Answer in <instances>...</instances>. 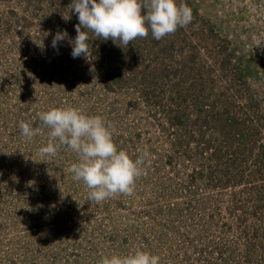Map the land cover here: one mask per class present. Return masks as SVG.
<instances>
[{
	"label": "rangeland",
	"instance_id": "obj_1",
	"mask_svg": "<svg viewBox=\"0 0 264 264\" xmlns=\"http://www.w3.org/2000/svg\"><path fill=\"white\" fill-rule=\"evenodd\" d=\"M182 2L192 21L160 40L123 49L90 33L88 62L67 39L52 47L58 30L77 35L72 0H0V264L137 249L159 264H264V0ZM69 107L111 124L133 158L147 149L133 195L88 201L66 146L40 161L39 115Z\"/></svg>",
	"mask_w": 264,
	"mask_h": 264
},
{
	"label": "clouds",
	"instance_id": "obj_2",
	"mask_svg": "<svg viewBox=\"0 0 264 264\" xmlns=\"http://www.w3.org/2000/svg\"><path fill=\"white\" fill-rule=\"evenodd\" d=\"M70 5L71 13L74 12L79 21L75 25L77 35L72 39L66 30H58L52 47L57 48L67 39L73 58L83 57L88 62L92 59L88 44L90 33L104 41L111 39L126 49L130 42L146 38L150 32L156 40L174 34L193 18L192 9L182 0L179 4L177 0H72ZM63 19L68 21L71 15L63 14ZM39 119L43 127L50 130L49 143L39 149L40 161H46L43 157L54 156L60 146L75 152L78 162L67 171L74 180L83 181L89 190L88 201L101 203L121 194H134L136 180L146 174L144 165L150 155L147 149L133 158L118 148L111 124L100 116H88L75 108H54L41 113ZM19 128L28 140L39 132L28 122L21 121ZM159 261V256L137 249L123 256L103 257L99 264H159Z\"/></svg>",
	"mask_w": 264,
	"mask_h": 264
}]
</instances>
